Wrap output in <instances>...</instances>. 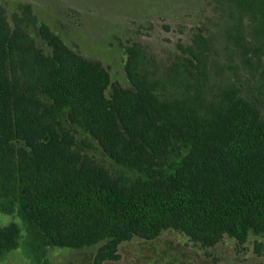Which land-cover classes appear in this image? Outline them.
I'll list each match as a JSON object with an SVG mask.
<instances>
[{
    "label": "trees",
    "instance_id": "16d2710c",
    "mask_svg": "<svg viewBox=\"0 0 264 264\" xmlns=\"http://www.w3.org/2000/svg\"><path fill=\"white\" fill-rule=\"evenodd\" d=\"M216 1L217 34L197 32L165 72L126 47L129 88L29 5L11 24L0 4V213L22 224L0 226V264L21 243L48 264L49 248L104 242L101 264L167 229L205 247L264 234V0ZM82 134L136 175L112 176Z\"/></svg>",
    "mask_w": 264,
    "mask_h": 264
},
{
    "label": "rangeland",
    "instance_id": "374dc122",
    "mask_svg": "<svg viewBox=\"0 0 264 264\" xmlns=\"http://www.w3.org/2000/svg\"><path fill=\"white\" fill-rule=\"evenodd\" d=\"M0 4L11 24L13 15L21 14L22 7L29 5L39 23L48 25L68 48L101 62L111 82L124 88L130 87L126 47L140 44L163 73L192 43L197 32L208 30L217 34L216 22L221 23V8L216 0H0ZM30 33L44 47L32 28ZM223 59L220 58L224 62ZM220 78L213 76L210 84L217 86ZM110 93L108 89L106 96ZM77 139L89 158L112 176L136 175L116 165L86 134ZM12 222L22 226L17 217L0 213V226ZM103 244L82 249L49 248L48 264H95ZM118 253L119 260L101 264H264V234L251 233L244 243L225 235L215 246L205 247L181 231L167 229L154 240L135 237L123 242ZM5 264H29L22 243L7 255Z\"/></svg>",
    "mask_w": 264,
    "mask_h": 264
}]
</instances>
